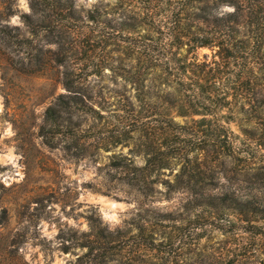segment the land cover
Wrapping results in <instances>:
<instances>
[{"label":"rangeland","instance_id":"374dc122","mask_svg":"<svg viewBox=\"0 0 264 264\" xmlns=\"http://www.w3.org/2000/svg\"><path fill=\"white\" fill-rule=\"evenodd\" d=\"M257 15L264 6L252 0H0V264H264ZM185 25L212 36L196 50L216 69L208 84L250 97L244 111L221 109L237 136L230 155L196 139L212 115L182 114L158 94L141 99L123 75L138 57H183ZM161 79L151 73L153 91L190 97L178 79ZM143 142L178 152L155 175V194L138 196L114 178L112 162L121 152L145 164ZM190 169L198 190L168 192ZM99 227L116 235L101 238L105 249L80 245Z\"/></svg>","mask_w":264,"mask_h":264},{"label":"trees","instance_id":"16d2710c","mask_svg":"<svg viewBox=\"0 0 264 264\" xmlns=\"http://www.w3.org/2000/svg\"><path fill=\"white\" fill-rule=\"evenodd\" d=\"M252 2L258 8L264 6V0H252ZM211 10L212 9H209V12H211ZM206 19L208 20L209 17L207 16ZM255 24L258 28L263 27L264 16L257 15ZM221 25L225 26L222 23ZM204 31L205 28L199 25H185L184 35L187 36V41L185 43H187L189 47L183 57L178 56V50H170L163 56L147 55L138 57L136 63H132L128 67L124 66L123 75L136 86L138 97L141 99H149L155 94H158L164 101L168 102L171 108L176 107L182 114L199 113L203 114V117L212 115V117L207 120V127L204 129L202 135H199L196 139L204 140L208 145H212L213 147H219L222 155H230L239 149L237 136L230 126V119L222 118L221 109L223 107H229L230 109L232 107H237L238 109H236V111H244L243 108L245 104L243 100L245 98L249 99L250 97L247 92L241 91L240 93L233 94L234 98L231 99L229 97V90L217 91V89L212 88L211 85L208 84L210 80H212V85L215 84L214 78L216 76V69L205 60H199L196 55V50L199 46L209 44L213 40L212 36L204 34ZM151 73L155 75L156 79L162 78L161 82H166L164 80L170 76H172L174 80L178 79V83L183 86L186 85L187 89L192 91L190 97H183V94L178 92L179 89L176 92L167 89L163 91H161V89L153 91ZM64 103L65 101H62V106H64ZM81 103L83 105L87 104L84 99H81ZM50 110L53 111L50 112V116L53 120H58L60 113L57 112V108L51 106ZM129 130L131 131L134 129ZM128 142L127 140L123 141L117 139L116 144L123 143L125 145ZM140 145L145 146V152L147 153L145 164H136L135 159L128 154H122L121 152L119 154H114L116 157L112 162V165L116 169L114 178L127 185L125 191L128 194L135 192L138 196L148 194L154 195L155 191L158 190L155 185L158 176L155 175L163 174L164 172L162 169L164 167H172L170 160L173 156H176L175 154H177L178 151H176L175 145L171 143L165 145L169 148L168 150L162 151H159L158 148L150 144H146V142L140 143ZM195 166L196 165H192V169ZM193 171L194 170L190 169L188 173L182 171L176 174L177 177L180 178L175 184H169L168 192L177 188H183L184 186L198 190V179H194L195 174ZM185 175L189 177L187 180L184 179ZM200 187H202V185ZM146 221L148 222L149 219ZM94 236L95 237L89 241L91 242L90 244L80 243V245L89 246L92 250L105 249L106 246L100 243L101 238L108 237L109 241H111L116 235L114 236L112 232L105 233L104 228L99 227ZM145 240L147 249L155 248L153 247V244H155L154 231L147 235ZM65 246L68 249L70 244H66Z\"/></svg>","mask_w":264,"mask_h":264}]
</instances>
